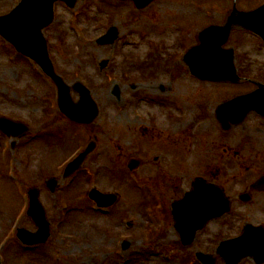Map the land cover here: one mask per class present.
I'll use <instances>...</instances> for the list:
<instances>
[{"label": "rangeland", "instance_id": "rangeland-1", "mask_svg": "<svg viewBox=\"0 0 264 264\" xmlns=\"http://www.w3.org/2000/svg\"><path fill=\"white\" fill-rule=\"evenodd\" d=\"M238 1L241 9L264 3ZM17 2L0 1V15ZM232 5V0H154L137 11L120 0H78L73 9L57 6L54 22L43 33L55 70L74 101L79 100L76 82L91 90L99 114L90 125H76L57 111L55 86L1 38L0 117L28 125L27 132L13 139L0 130L1 264H123L117 250L127 264H193L189 255L196 260L195 252L202 250L215 256L218 243L238 234L244 220L264 228V190L252 191L249 203L238 199L264 175V128H255L258 116L250 114L228 131L216 129L212 116L202 121L203 128L192 127L199 124L196 115L204 114L202 102L214 108L256 85L247 80L204 83L178 70L180 48L195 43L197 31L211 20L223 24ZM110 25L119 31L116 41L97 44ZM254 37L237 29L225 44L235 48L236 67L244 78H264V46ZM106 58L110 63L101 71L98 63ZM173 58L177 67L172 73ZM116 85L120 100L112 94ZM180 110L185 116L180 117ZM4 140L15 143L8 157ZM90 141L95 149L83 162L82 175L69 184L61 167L77 146ZM132 158L140 166L131 171L127 164ZM197 175L220 186L232 210L211 220L195 243L184 247L170 204L191 189ZM51 176L58 180L53 192L46 186ZM93 185L118 194L113 214L100 215L90 207L95 204L87 191ZM29 187L39 190L51 232L43 247L34 249L25 248L15 233L16 226L37 230L26 211ZM125 241L128 248L122 249ZM216 257L215 264H224ZM239 264L255 263L244 258Z\"/></svg>", "mask_w": 264, "mask_h": 264}, {"label": "water", "instance_id": "water-1", "mask_svg": "<svg viewBox=\"0 0 264 264\" xmlns=\"http://www.w3.org/2000/svg\"><path fill=\"white\" fill-rule=\"evenodd\" d=\"M57 0H21V3L8 15L0 17V33L7 38L22 53L32 57L58 86V105L60 110L70 119L79 123H91L98 110L90 97V92L80 84L75 85V90L80 94V101L74 105L69 95V88L62 78L55 74L48 56L46 41L42 35V29L53 19V3ZM73 6L75 0H62ZM138 7H144L153 0H133ZM233 26H239L251 30L264 40V6L249 12L234 11L224 26H214L205 29L200 34V45L193 48L185 55V60L195 74L202 78L237 82L239 80L232 62V51L227 52L221 46L227 40ZM117 36L116 28H111L103 36L99 43H112ZM108 61L101 64L102 69ZM115 94L119 96L118 90ZM257 111L264 116V88L255 92L242 95L228 102L222 109L221 115L224 121L233 119L240 121L248 112ZM15 125L0 120V127L11 130ZM18 133L26 130L19 126ZM92 142L69 166L66 175L76 170L83 162L86 155L93 150ZM135 165V164H134ZM259 181H264L260 179ZM53 189L54 180L49 181ZM31 204L28 214L32 216L38 225L36 233L19 229L18 236L28 244L46 241L49 235V224L45 218V212L38 200V192L33 189L29 192ZM89 196L100 206H108L114 203L115 195L104 194L96 189L89 192ZM203 199V200H202ZM198 205L196 209H187V206ZM173 214L178 220L177 227L182 233L184 243H190L194 232L202 227L207 218L218 216L229 211V201L224 198L222 191L212 184L197 181L191 192L176 204ZM187 207V208H186ZM191 208V207H189ZM183 210V212H182ZM218 253L227 264H237L246 255H253L257 261L264 260V230L248 225L244 234L236 239L222 242ZM199 259L212 264L209 256L198 254Z\"/></svg>", "mask_w": 264, "mask_h": 264}, {"label": "flooded vegetation", "instance_id": "flooded-vegetation-1", "mask_svg": "<svg viewBox=\"0 0 264 264\" xmlns=\"http://www.w3.org/2000/svg\"><path fill=\"white\" fill-rule=\"evenodd\" d=\"M249 82H250V84H252L253 86L254 85H256L258 82H260V83H264V78H263V76H257V77H255V78H252V79H250L249 80ZM204 83H206V82H204ZM254 89H256V87H254L252 90H254ZM201 105V109L203 108L204 109V114H200V112L196 115V119H194V120H198L197 121V123L199 122V124L197 125H194V126H192V127H195L194 129H196L199 125H200V127L201 128H203L204 127V123H202V121L203 120H206L207 121V119H206V116H207V109H208V106L206 105V104H204L203 102L200 104ZM215 110V109H214ZM213 110V111H214ZM260 119V118H259ZM255 128H257V129H259V130H262L263 131V123H262V120L260 119V124H257V126L255 127ZM252 193V192H251ZM250 193V194H251ZM166 194V193H165ZM165 194H163V196L164 197H166L165 196ZM253 198V196L252 195H250V198ZM167 198V197H166ZM252 198H251V200H252ZM168 204V203H167ZM240 222V221H239Z\"/></svg>", "mask_w": 264, "mask_h": 264}, {"label": "bare ground", "instance_id": "bare-ground-1", "mask_svg": "<svg viewBox=\"0 0 264 264\" xmlns=\"http://www.w3.org/2000/svg\"><path fill=\"white\" fill-rule=\"evenodd\" d=\"M28 211H29V210H28ZM28 211H27V212H28Z\"/></svg>", "mask_w": 264, "mask_h": 264}]
</instances>
